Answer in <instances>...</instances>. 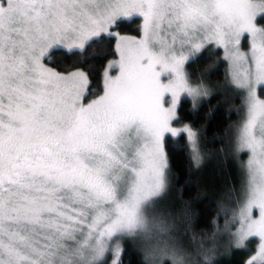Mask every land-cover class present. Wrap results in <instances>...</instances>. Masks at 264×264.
I'll list each match as a JSON object with an SVG mask.
<instances>
[{
    "label": "snow or ice",
    "instance_id": "1",
    "mask_svg": "<svg viewBox=\"0 0 264 264\" xmlns=\"http://www.w3.org/2000/svg\"><path fill=\"white\" fill-rule=\"evenodd\" d=\"M129 24L137 35L119 33ZM114 37L119 59L108 61L98 90L75 64ZM212 45L244 96L246 118L231 141L243 178L211 235L199 234L211 246L196 233L186 246L158 211L171 174L165 137L178 135L182 94L209 95L186 65L211 56ZM57 56L73 63L57 70ZM258 91L264 0H0V264H123L125 242L139 246L140 264H213L225 237L229 250L256 245L244 264H264ZM184 131L198 166L197 134ZM182 223L191 228L190 213Z\"/></svg>",
    "mask_w": 264,
    "mask_h": 264
},
{
    "label": "trees",
    "instance_id": "2",
    "mask_svg": "<svg viewBox=\"0 0 264 264\" xmlns=\"http://www.w3.org/2000/svg\"><path fill=\"white\" fill-rule=\"evenodd\" d=\"M138 24H129L118 29L120 34L137 35ZM115 38L102 46H95L86 50L88 63H76L75 67L90 73V80L98 90L102 89V74L107 61L116 57ZM215 63L214 56L202 54L199 61L191 66L186 65L192 77L203 76L216 91L208 100L195 106L186 98L180 102L177 111L178 119L174 126H188L196 132V142L200 152V164L192 159V149L183 134L176 138H165V151L168 155L171 174L169 184L160 201L161 210L177 225V237L186 246L193 233L197 240L204 239L207 246L210 241L199 234L212 233V221L216 218L222 203L228 198L232 190H239L242 173L239 163L231 151V141L234 131L242 121L244 113L243 95L235 89L226 78L224 62ZM72 64L67 57L55 58L57 70L61 64ZM264 97V94L260 93ZM231 206V205H227ZM185 213H190L191 228L185 231L182 223ZM230 219V217H229ZM219 227H224V216L218 220ZM122 255L123 264H140L139 246L132 242H125ZM253 244L248 250H229L227 238L220 239L217 250L212 257L213 264H244L253 253Z\"/></svg>",
    "mask_w": 264,
    "mask_h": 264
},
{
    "label": "rangeland",
    "instance_id": "3",
    "mask_svg": "<svg viewBox=\"0 0 264 264\" xmlns=\"http://www.w3.org/2000/svg\"><path fill=\"white\" fill-rule=\"evenodd\" d=\"M121 35H125V34H121ZM127 35H130V34H127ZM131 36H133V35H131ZM114 38H115V37H114ZM115 40H116V39H115ZM210 47L213 48V54H212V55L214 56V59H215V63H213L212 69L215 68V67L218 65V63H219L218 61H219V60L222 61V62H224V68L226 69V78H227V80L229 81V84H231V76H232L233 69H232V67L230 66L229 62L226 61V60L224 59V52H223V49H217V48H215L214 45H212V46H210ZM242 47L244 48V50H247L248 45H247V44H243ZM217 52L219 53V55H216V54H215V53H217ZM204 54L207 55L206 50H205V53H204ZM118 59H119V56H118V53H116V57H115L114 59H111V60H118ZM109 61H110V60H109ZM107 63H108V61H107ZM106 66H107V64H106ZM105 68H106V67H105ZM104 70H105V69H104ZM186 70H187V69H186ZM240 71H243V69H240ZM201 77L203 78V81H204V77H203V76H196L195 78L191 76V83L193 84V86H195V84L198 83V82L200 81ZM204 83H205V84L208 86V88L210 89V93H209L208 96H202V97L196 99L195 101H193V98H192V97H189V96H187L186 94H182V96H181V101H182L183 99L188 98V99L191 101V104L197 106V105H199L200 103H202V102L208 100V98H209L210 96H212L213 94H216L215 89H214L209 83H207L206 81H204ZM233 87H234V86H233ZM234 88H235V87H234ZM235 89H237V88H235ZM237 90H239V91L241 92L240 89H237ZM258 95H259L262 99H264V97L261 96V94H260L259 91H258ZM242 102H243V106H244V110H243L244 116H243L242 121H241L239 124H241V123L243 122V120L246 118V108H245L244 96H243V100H242ZM179 107H180V105H178L177 111H178ZM239 124H238V125H239ZM172 127L175 128V129L177 130V132H178V135H177V136L183 134V135L185 136V138H187V141L189 142V147H190V149H192V144H191V142H190L189 139H188L187 132L184 131L185 128H190V127H188V126H180V127L176 126V127H175V126H174V121H173V123H172ZM190 129H191V128H190ZM236 130H237V127H236V129H235V131H234V134H235ZM177 136L172 137L170 133L166 134V137H170V138H176ZM166 137H165V138H166ZM196 146H197V142H196ZM197 148H198V146H197ZM198 150H199V149H198ZM192 155H193V150H192ZM247 158H248V154H247V153H244V154L242 155V159L246 162ZM200 161H202V160H201V157H200ZM200 161H199V164H200ZM237 161H238V163H239V168H240V170H241V167H240V161H239V160H237ZM241 173H242V172H241ZM242 178H243V177H242ZM164 196H165V194L163 193V194H162V197L160 198V201H161V199H162ZM158 209L161 210L160 202H159V205H158ZM253 247H254V251H255L256 245L253 244ZM254 251H253L252 254H254Z\"/></svg>",
    "mask_w": 264,
    "mask_h": 264
}]
</instances>
